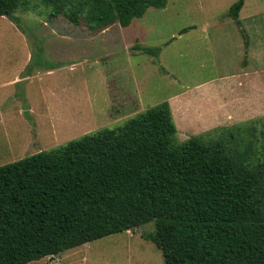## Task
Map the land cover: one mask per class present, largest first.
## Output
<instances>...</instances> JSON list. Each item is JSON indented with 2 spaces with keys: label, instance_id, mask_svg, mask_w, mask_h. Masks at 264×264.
Listing matches in <instances>:
<instances>
[{
  "label": "trees",
  "instance_id": "obj_1",
  "mask_svg": "<svg viewBox=\"0 0 264 264\" xmlns=\"http://www.w3.org/2000/svg\"><path fill=\"white\" fill-rule=\"evenodd\" d=\"M35 1L50 10L49 18L63 16L91 34L114 24L127 28L148 8L166 5V0ZM29 2L0 0V17L18 26L14 13L28 9ZM244 2L233 3L226 16L237 21ZM243 129L178 144L164 102L121 127L0 166V264L57 256L151 222L155 231L143 239L161 251L164 264H264V147L258 138L236 134Z\"/></svg>",
  "mask_w": 264,
  "mask_h": 264
},
{
  "label": "rangeland",
  "instance_id": "obj_2",
  "mask_svg": "<svg viewBox=\"0 0 264 264\" xmlns=\"http://www.w3.org/2000/svg\"><path fill=\"white\" fill-rule=\"evenodd\" d=\"M236 1L166 0L165 8H148L129 27L111 25L102 36L83 24H69L63 16L49 18L50 10L35 0L14 13L19 27L0 17V166L121 127L169 99L178 144L192 136L217 139L224 129L240 125L244 129L236 134L258 138L263 148L264 89L263 116L243 124L201 126L179 120L180 103L193 106L195 100L202 111L214 105L207 92L189 89L194 83L233 71L232 31L241 30L226 14ZM241 19L249 44L248 69L263 70L264 86V0H248ZM224 23L229 24L214 26ZM217 32L219 38L213 36ZM143 48L159 49V54L154 57ZM235 93L222 91L216 99L229 104ZM154 231V223H147L28 264H164L161 251L143 239Z\"/></svg>",
  "mask_w": 264,
  "mask_h": 264
},
{
  "label": "crops",
  "instance_id": "obj_3",
  "mask_svg": "<svg viewBox=\"0 0 264 264\" xmlns=\"http://www.w3.org/2000/svg\"><path fill=\"white\" fill-rule=\"evenodd\" d=\"M247 1L248 0H245L244 5L239 12L237 21L233 20L236 24V27L241 31L246 30L245 26L241 25V20H243L241 19V14ZM250 19L251 18H244V20ZM227 24L229 23L214 26L217 29H221ZM204 27L205 29H202V31L207 34L209 40L208 27L206 26V24H204ZM13 28L15 31H17L16 27ZM191 29L194 30L195 27ZM104 30L98 33L99 36L103 35L102 32ZM232 32H236V34H234L236 46V62L233 71L230 74H215L207 78V80L199 83H194L192 85L193 87L189 88L193 89L192 92L195 91V93L207 92V96L209 98L206 99H211L212 101H214V105H211L210 107H207L202 111L201 106H196L195 100H193V106H190L191 103L189 101H187L185 104L180 103L181 106L178 108L179 120L184 124L189 125L193 124L192 122H198V124H200L201 126H232L243 124L248 120H253L255 118L263 116V103L260 99L261 97H263L262 89H264L262 76L263 70H260L258 68H254L252 70L248 69L247 61L250 60L248 59L249 44L247 42V45H245L244 31L241 33L239 31ZM241 34L243 39L241 38ZM213 36L219 38L220 33L217 32L213 34ZM27 61L28 59L26 58L25 64L27 63ZM249 89H252L250 93H248ZM222 91L224 93L228 92L229 94H232L234 91L236 92L234 99H232V102H229V104H227L225 102V99H223V101H219L218 99H216L217 96L222 93ZM174 99L176 100V96ZM168 101L170 102L169 107L171 110V100L169 99ZM206 113H208L206 116L207 118H205L204 116Z\"/></svg>",
  "mask_w": 264,
  "mask_h": 264
},
{
  "label": "water",
  "instance_id": "obj_4",
  "mask_svg": "<svg viewBox=\"0 0 264 264\" xmlns=\"http://www.w3.org/2000/svg\"><path fill=\"white\" fill-rule=\"evenodd\" d=\"M51 258H53V256H51Z\"/></svg>",
  "mask_w": 264,
  "mask_h": 264
}]
</instances>
